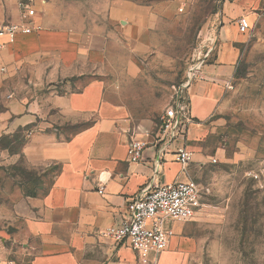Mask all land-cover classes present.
I'll use <instances>...</instances> for the list:
<instances>
[{"label":"crops","instance_id":"0c3cea01","mask_svg":"<svg viewBox=\"0 0 264 264\" xmlns=\"http://www.w3.org/2000/svg\"><path fill=\"white\" fill-rule=\"evenodd\" d=\"M259 1L225 4L223 17H245ZM51 10L50 4L38 3L33 32L18 34L13 43L5 38L0 54V138L24 135L21 155L26 164L52 173L44 194L28 197L16 185L6 194L10 203L0 201V219L12 220L15 226L11 236L1 235L0 264H149L106 232L125 220L127 204L153 184L195 181L199 157L194 155L184 170L174 156L163 157L151 146L143 162H132V113L120 92L97 80L68 91L69 86L104 74L106 31L73 30L58 20L59 25L55 17L43 16ZM154 10L137 0H110L107 17L126 40L143 42L157 23ZM25 22L16 0H0V24ZM238 35L244 36L237 22L206 37L216 40V49L203 68L207 80L189 88L195 119L188 133L190 150V142L206 134L201 123L216 111L224 78L233 74ZM58 85L67 91L57 92ZM66 130L77 132L65 136ZM201 211L190 222L170 223L175 236L159 264H175L184 253V232Z\"/></svg>","mask_w":264,"mask_h":264},{"label":"rangeland","instance_id":"374dc122","mask_svg":"<svg viewBox=\"0 0 264 264\" xmlns=\"http://www.w3.org/2000/svg\"><path fill=\"white\" fill-rule=\"evenodd\" d=\"M137 2L154 6L159 16L143 42L128 41L111 26L110 0H39V7L50 4L53 10L43 16L55 17L59 25L61 21L73 30L106 31L104 74L69 86L68 91L91 80L118 90L132 113L131 138L149 135L153 142L161 116L187 79L195 51L211 32L236 25L239 18L223 17L225 4L236 0ZM245 17L252 30L238 35V59L233 74L222 83L223 97L214 114L201 123L206 134L190 142L193 156L199 157L194 180L201 185L202 211L184 232L187 248L175 264H264V0ZM66 91L57 86V92ZM19 137L0 138V201L8 204L10 198L5 197L14 186L23 184L25 192L42 195L52 178L47 168L26 164ZM14 233L13 221L0 219V239Z\"/></svg>","mask_w":264,"mask_h":264},{"label":"built area","instance_id":"2783aa9c","mask_svg":"<svg viewBox=\"0 0 264 264\" xmlns=\"http://www.w3.org/2000/svg\"><path fill=\"white\" fill-rule=\"evenodd\" d=\"M24 24H0V54L4 48V39L13 43L18 34H31L35 29L33 19L36 17L39 0H16ZM239 32L248 35L252 24L246 17L238 20ZM216 49V40H204L192 57L185 83L177 91L170 109L161 116L159 131L153 142L147 139L131 138L129 157L132 162L144 161L148 147H156L163 155L175 157L184 170L191 162L193 152L188 146V133L195 123L192 114L189 88L195 82L206 81L203 68L212 58ZM199 54H202L199 56ZM231 83H227L230 87ZM217 161L214 159L213 163ZM258 177V176H257ZM256 177V178H257ZM99 194L104 193L100 187ZM202 207V191L199 184L193 180L171 184H153L143 195L134 197L126 207L125 220L110 227L106 235L116 243L128 244L136 251L142 262L159 264V258L170 245L175 236L169 227L171 222L186 223L192 221Z\"/></svg>","mask_w":264,"mask_h":264},{"label":"trees","instance_id":"16d2710c","mask_svg":"<svg viewBox=\"0 0 264 264\" xmlns=\"http://www.w3.org/2000/svg\"><path fill=\"white\" fill-rule=\"evenodd\" d=\"M22 132H23V131H22ZM75 132H77V131H76V130H72V134L75 133ZM18 136H20L19 138H21L20 140H21V146H22V144L25 142V137H24V135H22V134L19 133V132H18V134L14 135L13 137H10V136H4L3 138H5V139H13V138H16V137H18ZM21 187H22V188L24 187L23 184H21ZM23 190H24V188H23ZM24 193H25V195L28 196V197H35V196L39 195L38 192H31V193H28V192H25V191H24Z\"/></svg>","mask_w":264,"mask_h":264}]
</instances>
